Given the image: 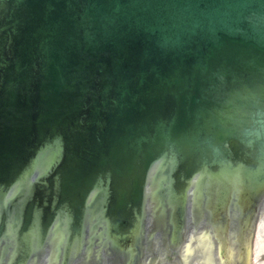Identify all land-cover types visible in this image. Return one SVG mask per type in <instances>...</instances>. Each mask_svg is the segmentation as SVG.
<instances>
[{
	"label": "water",
	"instance_id": "water-1",
	"mask_svg": "<svg viewBox=\"0 0 264 264\" xmlns=\"http://www.w3.org/2000/svg\"><path fill=\"white\" fill-rule=\"evenodd\" d=\"M0 264H264V0H0Z\"/></svg>",
	"mask_w": 264,
	"mask_h": 264
}]
</instances>
